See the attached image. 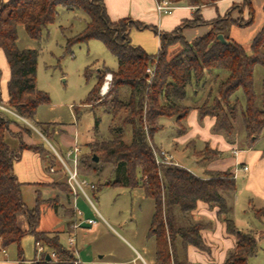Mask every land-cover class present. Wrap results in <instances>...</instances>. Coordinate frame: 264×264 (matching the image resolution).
I'll return each instance as SVG.
<instances>
[{"label": "trees", "instance_id": "trees-1", "mask_svg": "<svg viewBox=\"0 0 264 264\" xmlns=\"http://www.w3.org/2000/svg\"><path fill=\"white\" fill-rule=\"evenodd\" d=\"M170 1L175 6L187 4L195 7L194 16L184 20L172 32H159L153 27L160 38V45L156 54H150L143 47L134 45L130 37L133 26L140 30L148 26L128 18L113 21L104 0H0V48L10 69L8 100L2 98L0 91V103L29 123L35 122L40 106L51 103L48 93L37 87L39 52L36 49H19L18 26L24 25L32 39L41 40L48 27L55 23L60 7L84 12L88 16L87 25L74 39H68L67 49L93 39L100 40L115 56L117 69L105 67L84 102L94 114L95 135L99 136L101 124L97 108L110 117V123L109 137L99 139L95 136L94 141L87 145L92 155L84 157L80 164L89 170H97L92 163L110 165L114 180H110L108 185L130 190L142 188L145 196L154 201L155 212L149 236L156 239L157 264H172L177 239L185 247L207 248L200 232L202 226L192 219V212L200 201L217 207V216L225 223L227 233L236 237V247L229 253L225 264H251L250 259L257 255L264 231H241L236 226L233 218L237 190L235 172L230 169L208 171L206 178H200L174 163L158 162V149L152 139L163 128L160 120L164 117H174L179 132H185V122L192 109L186 104L188 88L194 86L199 90L208 76L217 77L219 73H226L227 77L218 84L219 99L212 107L207 103L200 106L199 116L215 117L214 131L224 134L229 141L236 133L240 116L247 147L257 144L264 135V105L258 102L254 74L257 65L264 67V26L252 40L249 53L230 39L229 30L232 25L248 26L253 23L251 0H245L241 5L250 8V18L246 21L231 17V11L238 7L236 4L224 16L209 21L204 19L202 7L215 5L218 0ZM201 26H210L211 29L193 41L184 37V29ZM220 34L225 36L227 43L218 39ZM179 44L180 49L171 56V48ZM150 67L154 69L152 75L147 72ZM89 72L90 68L86 70L88 78L92 77ZM107 72L113 74L110 91L105 99L93 105ZM75 110L78 119L81 112L78 107ZM2 113L6 112L0 111L1 246L6 249L13 244L20 245L24 236L31 235L36 246L41 243L52 249L58 259L69 251L61 244L58 234L51 236L50 232L39 229L44 200L37 192L36 206L30 209L22 196L23 183L14 170L15 163L22 159L25 150L42 151L37 146L26 145L21 136L11 132V122L19 118ZM126 130H130V141L125 140ZM8 132L19 139L18 149H12L7 143ZM43 134L51 141L46 132ZM203 152L209 154L205 159L209 161L223 155V152L208 146ZM94 156L98 157L97 162ZM256 215L261 218L264 213L257 211ZM20 216L26 217L27 229L19 225ZM32 264L61 262L47 260L44 256Z\"/></svg>", "mask_w": 264, "mask_h": 264}, {"label": "rangeland", "instance_id": "rangeland-1", "mask_svg": "<svg viewBox=\"0 0 264 264\" xmlns=\"http://www.w3.org/2000/svg\"><path fill=\"white\" fill-rule=\"evenodd\" d=\"M236 5H238V7L231 11V17L235 20L246 21L240 14L236 18L234 17L235 13L238 14L241 9H243L241 6L242 4ZM87 21L88 16L84 12L78 11L77 13H73L60 7L58 9V17L55 23L48 27L41 40L32 39L27 34L24 25L18 26L17 44L19 49H36L39 52L37 87L48 93L51 103L39 107L35 122L30 123L32 127L22 119H15L14 122H11L10 128L13 134L15 133L22 137L26 145L37 146L42 151L44 161L41 166L46 174H50L49 168L51 166L65 171L67 181L59 183L58 186L61 190L65 189L67 193L73 192L72 186L69 183V176L67 170L62 166L61 160L52 149V146H55L63 159L67 162L68 166L73 170L74 157L69 156L68 152L72 149L71 147L78 144L81 149L78 163L79 179L80 181L87 179L89 183L95 184L98 189L94 191L88 186L85 187L92 203H90L86 196L77 189L75 192L76 206L78 210L83 213L81 217L84 220L88 217H96L97 213L95 212V209L106 220V222L100 220L97 231L87 234L85 233V239L89 241L88 243L92 244V247L96 246L99 249L105 250L107 253L112 249L128 254L132 249L130 243L140 249V246H138L132 238L139 241H146L145 238L149 234L151 222L150 217L152 215L154 201L145 196L143 189L137 188L130 190L119 186L108 185L111 179L114 180V178H112V167L110 165L103 166L101 164L94 165L92 163V166L97 167V170H89L80 164V160L86 156L92 155L87 145L94 141L95 136L99 139H101V137H109L110 123V117L106 116L101 108H97L96 112L101 119V124L99 136L95 135L93 131L95 125L94 114L90 110L91 107L85 105L84 102L92 88L95 86L97 76L101 74L105 67L110 70L116 69L117 67L115 56L100 40L93 39L85 43L75 44L70 49H67L68 39H74L76 35L80 34L86 27ZM127 24H129V22H127ZM149 39L150 45H152L151 42L154 41H152L151 38ZM177 46L180 47V44ZM157 52L158 49L154 53L156 54ZM249 53H251V50ZM88 68H90L89 73L92 75L90 78L86 76V70ZM0 73V87L3 92V97L5 98L8 68L6 67V58L1 48ZM226 77V73H219L217 77L215 75L208 76L206 82L199 89V91H202V95L198 102H196V105L201 104L200 106H202L204 103H207L209 107L214 106L219 99L218 84ZM254 81L255 90L258 94V102L263 106L264 67L262 65H257L255 67ZM240 96L242 97V93H240ZM105 97L106 96L102 97L99 93V96L95 98L93 105L105 99ZM186 104L192 106L195 105V102H187ZM72 105L76 106V108L78 107L81 112V116L78 119L76 117V108H72ZM2 114L8 116V113ZM236 129L235 135L229 142L232 143L231 145H235L239 149H247L246 134L240 116L236 123ZM38 132L41 134L46 132L51 141L48 139L44 140L39 136L40 134ZM63 132L64 135L62 137L61 135ZM13 134L8 133V135H6L8 140L7 143L12 148H18L19 140L15 138ZM31 138H33L35 143H33ZM125 140H131L130 130H126ZM263 144L264 135L257 142L256 148H259ZM161 152L165 151L157 150L158 154ZM48 155L49 157H45ZM207 155L209 156L207 152H203L200 157L203 161H206L205 159L207 158ZM168 156L170 157L169 163H172L171 156ZM226 157L235 158L232 152H229ZM190 166L194 167L192 165ZM18 168L24 179L37 180L41 176L40 164L37 156L33 152L24 151L23 158L18 163ZM197 171L200 172V169L198 168ZM241 171L240 168H238L237 183L240 187L244 184L243 173ZM51 185L55 186L54 184ZM43 194L47 196V192L44 191ZM22 196L30 209L36 205L37 196L32 185L24 186ZM254 197L255 196H252L251 194L249 195V198L246 197V201L242 207L247 206L248 201ZM255 202L261 205V207L256 206V209L263 208L262 210L264 212V201L255 198ZM250 203L252 205V202ZM240 215L241 219L244 220V224L249 223L250 226L248 227L254 229V232L259 233L264 231V215L263 217L258 218L254 211L247 210L246 212H241V208ZM41 219L42 224L45 226H50V224L55 221L53 213L43 207H41ZM107 223L113 226L116 231ZM19 225L22 228L28 225L25 216L19 217ZM64 225V221L57 224L59 228ZM118 232L121 233L130 243H127L121 236H119ZM83 234V232L80 233L78 241L84 239ZM67 237L66 234L61 236V241L64 244L67 242ZM145 246L150 247L151 243L146 242ZM20 249L23 252L24 259L21 258L19 264H25V261L29 262L34 259V261H38L36 258L40 257V251L39 248L36 247L33 236L26 235L21 240L20 245L13 244L9 246L7 249V259L15 262L19 257ZM36 249L38 252H36ZM39 259L41 260L42 257ZM87 259L100 261L98 256L88 257ZM58 260L65 264H74L75 261L71 250L67 255H61ZM250 262L252 264H264V238L259 240V251L256 256L250 259Z\"/></svg>", "mask_w": 264, "mask_h": 264}, {"label": "crops", "instance_id": "crops-1", "mask_svg": "<svg viewBox=\"0 0 264 264\" xmlns=\"http://www.w3.org/2000/svg\"><path fill=\"white\" fill-rule=\"evenodd\" d=\"M244 1L245 0H218L214 6H203L201 13L204 19L210 21L219 16H224L233 5H241L244 3ZM104 3L107 13L113 21L128 18L134 23H143L148 26V28L143 30L133 26L130 32V37L134 45L143 47L150 54H155L154 52L159 49L160 45V38L153 31V27H156L159 32H172L176 28L180 27L184 20L192 19L195 12V7H191L187 4H181L175 7L172 14L160 15L156 10V0H104ZM251 4L255 10L254 23L248 26L232 25L229 30L230 39L242 45L248 52L250 51L252 40L264 26V0H251ZM239 14L242 15L245 20H248L250 18V8L245 6L243 9H241L240 13H235L234 17H238ZM210 29V26L187 28L184 29L183 35L188 41H193L194 39L208 33ZM149 38L154 41L151 42L152 45H150ZM179 49V46L172 47L170 50V55L173 56ZM6 67L8 68V77L6 78V83H8L10 79V69L7 60ZM189 88L187 102H195V105H192V109L185 122V132H179L174 117H164L160 120L163 128L155 133L152 142L159 151H165L171 156L172 163L190 170L200 178H206L208 171H226L228 169L234 171L236 173L235 176L237 190L234 195L233 218L239 230H254L251 229V227H248L250 226L249 223L244 224V220L240 217V208L241 212H246L247 210L254 211L255 214L257 211L263 212V208L256 209V206L261 207V205L255 202V198L264 201V144L259 148H256L255 145L254 147L247 149H239L237 146L231 145L232 143L229 142L224 134L216 133L214 131V126L216 123L215 117L206 116L205 118H200L199 107L201 104L196 105V102H198L199 98L201 97L202 91L196 90L194 86H190ZM0 91L2 98L4 100H8L7 85L5 98L3 97L1 87ZM75 107L76 106L72 105V108ZM106 116L108 115L106 114ZM27 123L32 127L29 122ZM64 132L61 135L62 137ZM8 133L6 135H8ZM39 134V136H41L44 140H47L43 134ZM31 140L33 141V138H31ZM33 143H35V141H33ZM207 146L213 150H219L223 152V156L210 161H203L200 156ZM52 147L56 155L61 156L55 146ZM25 151L33 152L37 156L40 164L41 176L37 180H27L22 178L21 171L18 168L19 161L16 162L14 170L19 181L23 183L22 193L25 185H32L35 189L36 196L37 192H39L41 198L44 200L41 207L51 211L55 218V221L52 222L50 226L43 225L41 219L39 225L40 230L50 232L51 235L58 234L63 247L68 251L71 250L74 259L79 260L80 264H157L156 239L155 237H150L149 234L145 238L146 241H139L135 238H132V240H134V242L140 246V249H138L129 241H127V239L124 238L121 233L118 232L119 236H121L127 243H130L132 249L130 252H128V254L112 249H110L107 253L105 250L99 249L96 246L92 247V244L88 243L89 241L85 239V233L87 234L97 231L100 220L105 222L106 220L96 209V217H88L86 220H84L81 215L78 214L80 210H78L76 206L75 192L73 191L71 193H67L65 189L61 190L58 186L59 183L67 181V175L65 171L51 166L49 168L50 174H46L43 171V167L41 166L44 161L43 154L28 149ZM236 151H238V153H236ZM229 152H232L235 158L226 157ZM45 157H49V155ZM190 165L194 167H191ZM245 165H248L250 168L248 172L242 169V167ZM51 168H54L55 171L52 172ZM198 168L200 169V172L197 171ZM238 168H240V171L242 170L241 172L243 173L244 184L241 187L237 183ZM51 184H54L55 186H52ZM97 189L98 188H96L94 191ZM44 191L47 192V196L43 194ZM250 194L255 197L248 201L247 206L242 207L246 201V197L249 198ZM250 202H252V205ZM154 212L155 204L153 202L152 215L150 217L151 222ZM217 213V207L213 208L205 202H198L197 208L192 212V219L194 223H198L202 226L200 232L207 248L203 250L193 245L185 247L182 245L181 240L177 239L175 241V256L172 257V264H225L229 253L235 249L237 241L234 235L227 233L225 223L218 218ZM89 219H95L97 221L96 224L90 225L87 222ZM61 221H64L65 225L59 228L57 224ZM109 226L115 230L113 226ZM23 229H27V225ZM82 232L84 233V239L78 241V236ZM64 234L68 236L66 244L61 241V236ZM72 235L76 237V243L74 247L70 249L68 238ZM146 242L151 243V246H145ZM8 248H6L5 252H3L0 246V264H19L20 259L23 258V253L20 254L19 252V257L14 262L7 259ZM36 252H38L37 249ZM51 252H53L52 249L44 246V251L40 252V257L43 258L46 256L47 258L48 255L50 256ZM92 256H98L100 261L87 259L88 257ZM39 258L36 259L40 261ZM51 259L54 260V262L59 261L57 257L55 259ZM34 260L29 262L25 261V264H32ZM61 264L65 263L61 262Z\"/></svg>", "mask_w": 264, "mask_h": 264}, {"label": "built area", "instance_id": "built-area-1", "mask_svg": "<svg viewBox=\"0 0 264 264\" xmlns=\"http://www.w3.org/2000/svg\"><path fill=\"white\" fill-rule=\"evenodd\" d=\"M175 7L176 6L170 0H156V10L160 15L172 14ZM147 72L152 75L154 72V69L150 67L147 69ZM112 82H113V74L108 72L105 75L104 82H103V84L100 88V92H99L102 97L106 96L109 93ZM0 111L6 112L8 114H11V115L19 118V119L24 120L25 122H28L26 119L19 116L14 111H12L11 109H9L8 107H6L5 105H3L1 103H0ZM80 153H81V149L79 148L78 145H75L68 152L69 156L74 157V161H73L74 162V169L73 170L68 166L67 162L60 155H58V157L61 160L63 168L65 170H67V173L69 176V183L72 186L73 191L76 192L77 189H79L86 196V198L90 201V203H92L89 195L87 194L85 187L88 186V187H90V189L95 190L97 188V186L93 183H89L87 179L80 181L79 172H78V163H79ZM236 153H238V151H236ZM156 155H157V161L158 162H163V161L169 162L170 157L165 152H161L160 154H158L156 152ZM242 169L246 172H248L250 170L248 165L243 166ZM51 171L54 172L55 171L54 168H51ZM78 214L82 215V212L79 211ZM87 222L90 225H94V224H96L97 221L95 219H89V220H87ZM75 243H76V237L74 235L70 236L68 238L69 248L72 249L74 247ZM0 246H1V240H0ZM37 247L39 248L40 252L44 251V246L41 243H37ZM1 249L3 252H5V248H3L1 246ZM50 256H51V258L55 259L57 257L56 252H54V251L51 252ZM74 264H80V261L75 259ZM104 264H115V263H104Z\"/></svg>", "mask_w": 264, "mask_h": 264}, {"label": "water", "instance_id": "water-1", "mask_svg": "<svg viewBox=\"0 0 264 264\" xmlns=\"http://www.w3.org/2000/svg\"><path fill=\"white\" fill-rule=\"evenodd\" d=\"M218 39H219L221 42H223V43H227V40L225 39V36H224L223 34L218 35ZM94 160L97 162L99 159H98L97 156H94ZM50 259H51V257L48 255V256H47V260H50Z\"/></svg>", "mask_w": 264, "mask_h": 264}]
</instances>
